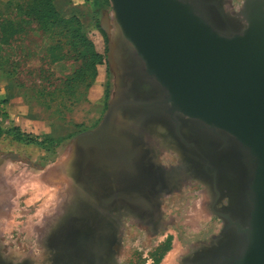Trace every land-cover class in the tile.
<instances>
[{"label":"rangeland","instance_id":"374dc122","mask_svg":"<svg viewBox=\"0 0 264 264\" xmlns=\"http://www.w3.org/2000/svg\"><path fill=\"white\" fill-rule=\"evenodd\" d=\"M6 1L0 5V18L25 22L12 8L2 9ZM244 1L221 0L222 13L233 15L238 23L244 24L237 13ZM51 3L59 24L49 17L45 31L34 12L35 21L21 26L20 35L0 42V90L4 89L0 100H5V118L0 121V264H52L47 246L55 244L50 240L62 233L58 229L63 227L62 231L70 220L78 225L76 221L82 216L79 213L85 205L90 208L92 199H99L97 211L91 214L92 222L105 218L96 228L99 232L92 233L93 245L101 243L97 248L92 246V251L101 257L100 264H187L197 261L195 258L201 251L232 239L236 228L232 226L225 233L228 222L217 215L226 212L231 216L228 199L218 190L222 197L214 205L215 196L205 183L194 176L176 178L180 176L176 170L177 151L188 148L175 134L174 140L164 138L166 144L164 140L157 145V141L154 144L151 140L150 147L147 144L146 149L152 154L150 160L156 161L163 173L174 171L176 180L169 190L154 194L155 205L151 199L140 198V203L148 202L146 216H139L114 201L126 196L119 184L107 185L103 167L96 170L102 176L97 186L103 189V195H98L92 185L95 170L90 164L79 163L77 140L97 130L113 106L107 140L112 138L113 127L123 131L115 140H109L106 151H102L104 158L92 155V164L103 162L111 148L122 142L124 149L132 147L124 131L129 132L128 115L136 112L123 103L126 98L144 101L130 94L133 75L124 67V61L132 63L135 56L130 45L120 39L108 0H51ZM7 109L22 118L37 114L54 126V134L31 135L28 139L20 129L21 133L13 131L17 127L7 122ZM158 117L166 119L167 123L162 125L175 127L169 117ZM152 128L141 133L150 137ZM130 136L133 138V133ZM133 142L138 144L135 139ZM121 172L114 174L117 179L122 177ZM110 194L114 200L107 203ZM96 224L97 221L92 225ZM69 255L75 257L73 252Z\"/></svg>","mask_w":264,"mask_h":264},{"label":"water","instance_id":"95a60500","mask_svg":"<svg viewBox=\"0 0 264 264\" xmlns=\"http://www.w3.org/2000/svg\"><path fill=\"white\" fill-rule=\"evenodd\" d=\"M108 1L120 39L130 45L145 75L163 90L167 111L217 131L221 148L228 140L238 147L232 158L245 185L241 202L246 218L230 221L228 213H217L231 223L225 233L233 226L241 235L238 247L222 253L216 263L189 264H264V0H245L239 12L242 30L230 34L219 33L208 22L201 7L204 0ZM112 112L113 106L97 130L77 140L80 165L90 164L95 172L102 167L93 166L92 155L104 158L101 149L107 139L94 144L92 137L102 140L109 133ZM203 158L206 181L212 176V186L205 184L215 205L222 197L215 184L217 172L210 166L211 152ZM145 201L142 207L147 211ZM79 239L83 245L89 242ZM91 253L92 264H100L99 253Z\"/></svg>","mask_w":264,"mask_h":264},{"label":"bare ground","instance_id":"6f19581e","mask_svg":"<svg viewBox=\"0 0 264 264\" xmlns=\"http://www.w3.org/2000/svg\"><path fill=\"white\" fill-rule=\"evenodd\" d=\"M201 7H203L205 18L212 25V27L215 30H217L219 33L230 34V33L240 32L241 30V26L239 24L240 22L238 23L237 20L232 17L233 15L232 16L226 15V19H225L222 15H220L217 12L214 5L210 6V3L208 4V2ZM204 7L213 8L214 10H206L204 9ZM135 59L139 61V59L136 56ZM135 59L132 61V63L129 61L128 62L124 61L125 62L124 67L127 68L133 75L132 85L131 88L129 89L130 90L129 92L132 95V97L134 98L137 97V99L144 101V102H134V100L133 101L131 100L129 102L127 101L128 105L126 106H129L133 111L136 112L128 115V119L131 125L128 126L129 128L128 130L130 133L124 131L128 141H131L130 144L132 147L129 148L128 146V150H126L123 148L124 142H122L119 144L120 146L116 148L115 147L111 148L110 153L108 152V154L106 155V159L103 162L95 161V165H94L95 168L96 167L100 168V166L103 167L102 170L106 174L104 180H108L107 185L119 184L120 186H122V190H124L122 193L126 196L125 198L114 200L113 195L110 194V198L107 199L108 200L107 203H109V200L113 199L115 202L119 201L121 204L126 206V208L129 209V211H133L137 213L139 216H143V217L146 216L148 210L146 211L145 208L142 207L143 203L139 202L140 198L147 197V199H151L153 203L154 202L153 199H155L154 194L162 189H166L168 185L172 183L173 180L171 179L172 177L171 174H173L174 172L173 171L168 174L163 173V171H161V168L156 165V161L150 160L152 154L148 153L146 148L148 146L150 147L149 143H151L152 141H153L152 143L154 144L157 141L156 142L157 145L159 142H162L163 140L165 142L166 140L164 138H168V139L171 138L172 140H174L175 139L174 134H176L179 140L188 148L187 151H184L182 149L181 151L179 150V152L177 151L178 153L177 155L179 157L178 158L179 169L176 170H178L180 173L178 179H186V177L188 178L190 176H194L200 182L203 183L212 182V178H211L212 176L211 177L208 176V180L206 181L207 175L204 173L205 158H203V155L209 154L211 152L212 164H210V166H212V168H215L217 172V176L215 177L216 187L218 188L220 193H222L223 196L228 199L229 209L231 212V216H230L231 218L229 217V220L231 221V219H235L239 222H242L244 218H246V215L244 214L243 211V205L241 202V199L243 198V191L245 185H244V181L242 180V175L238 167V164L232 158V153L238 151V147L235 145L233 141L229 142L228 140L229 145L226 146L225 148H221L220 143L222 142V139L220 137L222 136H219L220 134L217 131H211L207 129L197 120L183 117L178 113L172 115L170 112H168L167 111L168 106L164 105L163 103V98H164L163 90L158 86V84L153 79L145 75L143 71V67L141 69L142 66L141 62L139 61L141 64L140 66ZM141 72H143V74L147 78L144 77L141 74ZM135 103H140V104H135ZM159 115H162L164 117H169L170 120L173 122L176 123L178 122L179 131H177V129H174V127H172L171 125L168 126L162 125V124H166L167 121H165L166 119L162 117H158ZM151 128L153 134L149 137L148 136L149 134H147L148 133L147 130L149 129L151 130ZM113 129H115L113 130L114 132L111 131L110 133L112 135V138L109 137L107 141H106L107 139L106 134L104 135L106 136L105 137L106 139L103 138L102 140L99 139L97 140L96 138L92 137V142L94 144H97V142L99 141H103V142L106 141L105 142L106 144H104L101 151H106L105 149L109 144L108 143L109 140L110 139L115 140V138H117L119 134L122 133L123 131L122 129H117L115 127H113ZM141 131L147 132L146 133L147 135L145 133L142 134ZM131 133H133V138L130 136ZM87 139L88 136L83 137V141H86ZM134 139L137 140L138 144H135L136 142L132 143V140ZM185 141H189V143L190 141H192L193 144L191 145V143L189 144L186 143ZM118 142H120V140H118ZM167 142H165L164 144H166ZM160 145L162 146V144ZM125 146L127 147V144H125ZM178 149L179 148H177V150ZM78 155L80 156V153H78ZM119 170L123 171L121 172V174L123 173V175L122 177L117 179L118 176L114 174L117 172L119 173ZM100 179H102L101 174H97V172L92 173V181H93L92 185L96 186L95 191H97L98 195L102 196L103 189L97 186L98 185L97 182H99ZM116 181L117 183H115ZM98 201L99 199L97 200L92 199V204L90 208L89 205L88 206L85 205L84 211L82 213H79L83 217L80 216V221L78 225L75 226V223H73L74 221L70 220L68 223L65 224L66 227L62 231L61 229L63 227L58 229L62 233L59 234V237L57 239L55 237L54 238L52 237L53 239L50 240V242H53L55 246L54 247L51 245H49V247L47 246V248H49L50 250V253L48 252L49 254L48 257L52 261V264H60L61 262H64L63 264H67V263L92 264V258H93L91 253L92 243H93L92 233L94 234L96 232H99V230H97L96 228L102 225L101 221H103L105 218L103 220L102 218L100 220L97 219L94 220L92 224L95 223V221H97L98 224L92 225V229L90 227L91 222H89L87 218H89V216L93 214L92 212H94V210L95 212L97 211L95 207L98 208V204H97ZM153 205L155 204L153 203ZM228 225H231V223H228ZM78 226L80 227L78 228ZM93 229L96 231H94ZM81 231L82 234L79 233ZM102 231L103 230H101V233ZM55 232L56 230L53 231V234L50 233V235L52 234L54 236ZM237 233L239 232L236 231L232 239H224L222 243L216 244V246L213 247V249L212 248L211 249L209 248V250L206 249L207 253L201 251V253H198L195 258L198 260L191 263H202V261L203 262L214 261V263H216V261L218 260L219 256L222 253L234 251L238 247L239 240L241 239V235L240 234L238 235ZM80 237L88 238L90 243L88 242L85 245L81 244V241L79 239ZM94 241H96V239H94ZM98 245H101V243L98 242L93 246L94 248H97ZM71 252L75 253V257L72 256L73 258H71V256L69 255ZM55 261L57 263H55Z\"/></svg>","mask_w":264,"mask_h":264},{"label":"trees","instance_id":"16d2710c","mask_svg":"<svg viewBox=\"0 0 264 264\" xmlns=\"http://www.w3.org/2000/svg\"><path fill=\"white\" fill-rule=\"evenodd\" d=\"M95 1H99V0H95ZM105 2V0H100ZM18 3H22L25 5V7H23L22 5H19L18 3L15 2V0H7L5 2V4L2 5V9L5 7L6 10L8 9H13L15 12H19L20 13V18L23 17L26 21L25 22H20V23H15L8 20H4L0 18V42L2 41H7L9 39H12L18 35H20V32L23 30L21 29V26H28V24H30L27 21H35V14H33L34 12H36L37 15H39V22H41L40 24H42V26L44 27L45 31L47 30V27L45 26V22L50 19L49 17H54L53 20H58V24H59V18H56V12L54 11L53 7H52V3L51 0H17ZM2 12H0V17H1ZM37 19V18H36ZM41 27V25H39ZM77 33L78 30H76ZM81 38V37H80ZM88 48H90L89 45ZM89 52H92L91 48L89 50ZM3 104H5V100L2 101ZM15 132L21 133L19 128H14ZM25 133H22V135ZM27 136L28 139L32 138L33 136L25 134ZM36 138V137H34ZM16 141L21 142L19 139H17ZM27 144H35L38 145V143L35 142H31V141H27Z\"/></svg>","mask_w":264,"mask_h":264},{"label":"crops","instance_id":"0c3cea01","mask_svg":"<svg viewBox=\"0 0 264 264\" xmlns=\"http://www.w3.org/2000/svg\"><path fill=\"white\" fill-rule=\"evenodd\" d=\"M3 1L4 0H0V5L2 4ZM92 1L95 2V0H92ZM0 94H4V89L0 90ZM7 113H8L7 122L12 123L15 127L19 128L22 131V133H25L28 135H35V136L54 134V131H55L54 126L49 125L47 122L42 120L35 113L32 115V117H27V118L16 116L14 113L10 114L9 109H7Z\"/></svg>","mask_w":264,"mask_h":264},{"label":"flooded vegetation","instance_id":"af4514ba","mask_svg":"<svg viewBox=\"0 0 264 264\" xmlns=\"http://www.w3.org/2000/svg\"><path fill=\"white\" fill-rule=\"evenodd\" d=\"M206 1H207V0H204V2H206ZM220 1H221V0H212V1H210L209 3H210V6H211V5H212V6L214 5V7L216 8L217 12H218L220 15H222V16L226 19V15L222 13V7H220ZM223 1H224V0H223ZM209 3H208V4H209ZM224 9H225V8H224ZM239 12H240V11H239ZM239 12H237V13H239ZM224 15H225V16H224ZM239 24H240V23H239ZM243 25H244V24H242V25L240 24L241 28L243 27ZM241 30H242V29H241ZM174 126H175L174 128L177 129V131H179V123H178V122H177V123L175 122V123H174ZM175 135H176V134H175ZM176 136H177V135H176ZM177 137H178V136H177ZM185 142H186V141H185ZM186 143H189V142H186ZM190 143H191V145L193 144L192 141H190ZM190 143H189V144H190ZM218 144H219V142H218ZM172 175H173V177H171V179H172L173 181L176 180V179L174 178V175H175L174 172H173V174H171V176H172ZM176 178L178 179V177H176ZM173 181H172V182H173ZM169 182H170V181H169ZM170 185H171V183H170ZM170 185H168V187H167L166 189H162V190H160L159 192H162V191L164 192V190H165V191L169 190ZM71 218H74V217H71ZM71 218H69V219H71ZM87 219H88L89 222H91L90 227H91V229H92V215L89 216V218H87ZM79 221H80V217H78V219H77V222H79ZM101 222L103 223V221H101ZM73 223H75V222H73ZM79 227H80V226H79ZM79 227H78V228H79ZM93 230H94V229H93ZM94 231H96V230H94ZM81 232H82V231H81ZM81 232H79V233H81Z\"/></svg>","mask_w":264,"mask_h":264},{"label":"built area","instance_id":"2783aa9c","mask_svg":"<svg viewBox=\"0 0 264 264\" xmlns=\"http://www.w3.org/2000/svg\"><path fill=\"white\" fill-rule=\"evenodd\" d=\"M5 118V108L2 100H0V121Z\"/></svg>","mask_w":264,"mask_h":264}]
</instances>
